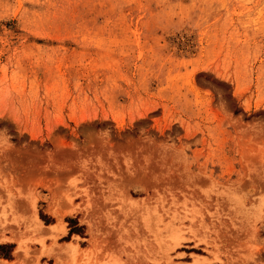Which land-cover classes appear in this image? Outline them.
I'll list each match as a JSON object with an SVG mask.
<instances>
[{"label": "rangeland", "instance_id": "rangeland-1", "mask_svg": "<svg viewBox=\"0 0 264 264\" xmlns=\"http://www.w3.org/2000/svg\"><path fill=\"white\" fill-rule=\"evenodd\" d=\"M22 248L264 264V0H0V261Z\"/></svg>", "mask_w": 264, "mask_h": 264}, {"label": "bare ground", "instance_id": "bare-ground-1", "mask_svg": "<svg viewBox=\"0 0 264 264\" xmlns=\"http://www.w3.org/2000/svg\"><path fill=\"white\" fill-rule=\"evenodd\" d=\"M66 249L72 251L73 248H72L71 245H68V244H67L66 246H64L63 250H62V248H61L60 250H62V251L65 250V251L67 252L68 250H66ZM60 250H58V251H60ZM15 252H16V253H15ZM43 252H45V251H44V250L41 251L42 254H43ZM66 252H65V253H66ZM14 253H15L14 255H15V257H16V259L14 258L15 260H13V261H11V262L0 261V264H22V262H21V260H20V259H21V255H22L21 253H23V255H24L23 259H24L26 256H30V254H31L30 252H28L27 249H23V248H22L21 250H17V249H16V250L14 251ZM55 253L58 254L57 252H55ZM35 259H36V258H35Z\"/></svg>", "mask_w": 264, "mask_h": 264}]
</instances>
